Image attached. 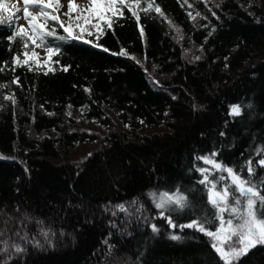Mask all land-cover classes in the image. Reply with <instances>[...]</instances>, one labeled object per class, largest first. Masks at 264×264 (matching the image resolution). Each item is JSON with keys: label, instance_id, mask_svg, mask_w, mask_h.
Segmentation results:
<instances>
[{"label": "trees", "instance_id": "1", "mask_svg": "<svg viewBox=\"0 0 264 264\" xmlns=\"http://www.w3.org/2000/svg\"><path fill=\"white\" fill-rule=\"evenodd\" d=\"M139 4L77 39L49 19L48 64L28 59L31 40L0 23V228L25 242L0 264H224L211 237L187 225H218L200 157L264 189V0ZM69 107L107 133L72 130ZM87 138L100 146L70 161ZM166 192L186 206L160 215ZM235 264H264V244Z\"/></svg>", "mask_w": 264, "mask_h": 264}, {"label": "snow or ice", "instance_id": "2", "mask_svg": "<svg viewBox=\"0 0 264 264\" xmlns=\"http://www.w3.org/2000/svg\"><path fill=\"white\" fill-rule=\"evenodd\" d=\"M24 7L16 8V13H23V18L28 20L29 26L32 29V35L28 36L27 30L24 27H20L17 32V36H27L28 40H31L33 45L40 46L43 44L45 36H52L53 31L46 30V24L49 19L57 20L58 17L56 15H50L46 9L52 8V0H23ZM57 6H59L58 0H56ZM126 0H119L120 5H125ZM136 3H139V0H136ZM92 8L88 9L89 12L94 13L99 17L100 20H104L105 17L103 15L104 11H111L113 15H116L117 8V0H106V5H102L99 0H91ZM4 4L0 2V8H4ZM37 9V14L34 15L33 12L29 11V8ZM74 5L71 0L69 3V12L66 15L72 13L74 9ZM7 10V9H5ZM131 10V9H129ZM146 11V9H145ZM155 11L160 12V8L156 7ZM133 15H136L133 12ZM44 19V23H38L39 18ZM15 13L9 18L8 23L12 24L18 19ZM79 19V17H77ZM85 24L89 23V17H84ZM107 26L109 28L112 27L111 21L108 22ZM61 27H64L61 24ZM93 27H99V25H93ZM64 31L68 33L70 37L73 39L79 38L78 36H74L72 29L70 27H64ZM81 31H84L82 28ZM63 39V37H61ZM37 41L40 43L37 44ZM25 47H27V41H25ZM107 51V49H105ZM54 49L49 47L47 49L48 57L51 59L54 54ZM121 54H124L123 52ZM27 55V53H25ZM33 55H35L33 53ZM17 64L20 63L19 59L16 61ZM27 63V61H25ZM66 70V69H65ZM240 107L233 106L232 114L239 115ZM215 154L213 153V156ZM199 159H203L205 164L211 165L213 168L221 171H225L228 174V177L231 179V185H226L223 189L217 191L216 184L211 183L209 181L208 175H204V179L201 183H211V188L209 189L210 196L209 202L218 209L220 213L229 212L231 216H234L236 219V223H234L233 219L230 217L227 221H224L221 216V224L220 228L217 232L207 231L206 234L209 237H212L214 240H217L219 243H214L213 247L216 252L219 254L220 258L224 261V264H233L234 261L239 260V258L246 254L247 251L255 247L258 244H264V189L257 188L256 185L252 184L250 180H245L241 178L232 168L223 167L220 163H217L211 157H200ZM251 163V162H250ZM260 165L264 166V160H261ZM201 173H207V169H200ZM253 169L249 167V174H251ZM221 180L225 179L224 177H220ZM239 194V197L243 198L242 201L236 194ZM167 196V194H165ZM230 198L232 204H230ZM165 203H175L180 208H184L186 206V198L181 196H167V201H161V203L157 204L158 208H165ZM242 205V207H241ZM196 223L187 225V227H196ZM156 230L155 228L153 229ZM199 230L201 232H205V228L200 226ZM224 234V239L220 238V234ZM233 237H236V243L241 245V247L237 248L235 244H228V250H225L223 246L224 240H231ZM173 239H179L177 236H173ZM18 252L21 249H16Z\"/></svg>", "mask_w": 264, "mask_h": 264}, {"label": "rangeland", "instance_id": "3", "mask_svg": "<svg viewBox=\"0 0 264 264\" xmlns=\"http://www.w3.org/2000/svg\"><path fill=\"white\" fill-rule=\"evenodd\" d=\"M0 2H2L4 4V8H0V23H6L7 25H10L8 23L9 18L15 13V15L17 17H19L18 19L15 20L14 26L19 29L21 26L22 27H27L31 32L32 29L29 26L28 20L23 18V13H16L15 9L18 8H23L24 7V3L23 0H0ZM59 2V6H57L56 0H52V4L53 7L49 8L48 13L50 15H56L58 17V20L64 25V27H70L72 29V32L75 34H78V32H91L93 30H98L100 28L103 27V25L107 24L109 19L111 18V16H115L112 14L111 11H104L103 15L105 17L104 20H100L99 17L97 15H95L92 12H89L88 9L92 8V4H91V0H71L72 4L75 6L72 13L70 14L71 19L69 17V15H66V13L69 12V3L70 0H58ZM99 2L102 5H106V0H99ZM127 6H129V8H131L133 11H137L139 8V3H136V0H126L125 3ZM116 8H117V12L116 15L119 14V11L121 9V5L119 4V0H117V4H116ZM7 9V10H5ZM29 11L33 12L34 15L37 14V9L35 8H29ZM77 17H79V19H77ZM84 17H89V23L85 24L84 22ZM99 25V27H93V25ZM84 29V31H81V29ZM49 47H40V46H35L34 45V49L32 50V52L28 53L27 58L30 60H34L38 63H45L48 64V61L50 60L48 57V52L47 49ZM33 53L35 55H33ZM106 113L112 118L114 124H117V126L124 130V131H129L130 129L128 128L127 124L122 123L119 118L117 117V115L115 113H113L110 109L106 110ZM69 114L71 115V125L70 128L72 130H78V131H83L86 132L87 134H89V136H92V134L97 135V137H102L107 133V129L105 126H103L99 121H97L94 118H89L88 116H86L85 112H84V108L83 107H69ZM231 115L232 114V110H231ZM163 125H158V126H149L148 128H143V129H139L134 131L133 134L135 135H146L147 133H151V132H155L156 130H160L163 129ZM48 134H54L52 131L47 132ZM94 139H88L78 142L76 144L73 145L72 148H69V154L66 156L68 157V159L70 161H74V162H80L82 161L85 157H87L89 154H91V152L95 149H97L100 146V142ZM210 157V156H207ZM213 158V157H211ZM214 159V158H213ZM217 162V161H216ZM218 163V162H217ZM205 164V163H204ZM223 166V165H222ZM224 167V166H223ZM229 168V167H226ZM202 169H207L208 172L207 173H203L201 176V181L204 179V175H208L209 177V181L211 183H215L216 184V190L219 191L221 189H223L226 185L230 186L231 185V179H227L225 178V176H228L227 172L225 171H221V170H217L215 168H213L211 165L209 164H205V167H203ZM216 171V172H215ZM216 173V174H214ZM226 173V174H224ZM214 176V177H213ZM220 177H224L225 179L221 180ZM212 178V179H211ZM230 178V177H229ZM211 179V180H210ZM211 183H207V187H208V198L210 196V192L209 189L211 188ZM165 194H167V196H172V197H176V196H181V194H179L178 192H173V193H159L156 196V207L157 204L161 203V201H167V196H165ZM241 198L242 201V205H243V198ZM230 204H232L231 198H230ZM171 203H165V207L168 206ZM241 205V207H242ZM158 208V207H157ZM160 210V215L166 216L164 214L165 208H158ZM217 212H218V225L216 227V229L220 228V224H221V216L223 217L224 221H227L230 217L233 219L234 223H236V219L234 216H231V214L229 212H224V213H220L218 211V209L216 208ZM169 219V218H167ZM3 222L0 219V223ZM196 228H199L202 225H198L196 224ZM20 225L17 224V227H19ZM2 228H0V259H5L6 257H10L12 256V254H17L18 251L16 250L17 248L21 249L23 248V245L25 244L22 243V241L18 240V238H16L14 235L9 234V232H4L1 230ZM15 230V229H14ZM209 230L205 229V234L206 232ZM213 232V231H212ZM216 231H214L215 233ZM207 235V234H206ZM208 236V235H207ZM210 238V237H209ZM220 238L223 240L224 239V234L221 233L220 234ZM45 237L43 238H39V243L41 244L42 242L45 241ZM212 245L214 243H219L217 240H214L212 237L210 238ZM228 244H235V246L237 248L241 247V245H239L238 243H236V237H233L231 240H224V244L223 246L225 247V250H228L227 245ZM215 249V248H214ZM233 264H235V261L233 262Z\"/></svg>", "mask_w": 264, "mask_h": 264}, {"label": "bare ground", "instance_id": "4", "mask_svg": "<svg viewBox=\"0 0 264 264\" xmlns=\"http://www.w3.org/2000/svg\"><path fill=\"white\" fill-rule=\"evenodd\" d=\"M218 229H215V230H213V231H217Z\"/></svg>", "mask_w": 264, "mask_h": 264}, {"label": "water", "instance_id": "5", "mask_svg": "<svg viewBox=\"0 0 264 264\" xmlns=\"http://www.w3.org/2000/svg\"><path fill=\"white\" fill-rule=\"evenodd\" d=\"M233 115H234V114H233ZM217 231H218V230H217ZM217 231H216V232H217ZM213 232H214V231H213Z\"/></svg>", "mask_w": 264, "mask_h": 264}]
</instances>
